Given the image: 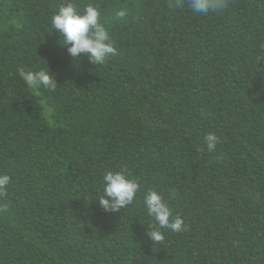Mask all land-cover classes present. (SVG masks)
<instances>
[{
  "label": "trees",
  "instance_id": "1",
  "mask_svg": "<svg viewBox=\"0 0 264 264\" xmlns=\"http://www.w3.org/2000/svg\"><path fill=\"white\" fill-rule=\"evenodd\" d=\"M62 3L0 0V264H264V0L207 15L187 0H75L117 49L100 65L61 47ZM47 67L55 90L26 84ZM122 168L140 191L105 212L103 176ZM149 189L186 231L146 235Z\"/></svg>",
  "mask_w": 264,
  "mask_h": 264
},
{
  "label": "clouds",
  "instance_id": "2",
  "mask_svg": "<svg viewBox=\"0 0 264 264\" xmlns=\"http://www.w3.org/2000/svg\"><path fill=\"white\" fill-rule=\"evenodd\" d=\"M187 3L194 13L201 15L219 12L227 7V0H187ZM168 6L173 10L181 9L185 6V0H169ZM128 15V9L122 8L115 13L114 19L123 20ZM51 27L62 37L64 46L61 47H65L74 60L86 56L92 65H100L117 55L109 31L105 23L101 22L100 10L91 3L80 10L75 0H64L51 18ZM25 82L30 87L39 89L43 86L50 91L58 86L48 67L46 70L27 72ZM48 112L51 116V109ZM218 143L219 138L214 133L204 137L208 152H214ZM10 183L11 177L0 173V198L7 195ZM139 191V183L130 178L125 169L107 171L103 176V192L96 200L105 212L120 213L134 202ZM143 204L148 215L153 218L151 230L146 229V235L154 243L164 239L162 229L177 233L187 230L184 220L179 215L173 217L168 202L158 191L149 189L144 195ZM8 211V204L0 202V215Z\"/></svg>",
  "mask_w": 264,
  "mask_h": 264
},
{
  "label": "rangeland",
  "instance_id": "3",
  "mask_svg": "<svg viewBox=\"0 0 264 264\" xmlns=\"http://www.w3.org/2000/svg\"><path fill=\"white\" fill-rule=\"evenodd\" d=\"M45 114H46V117L49 118V112H48V110H46Z\"/></svg>",
  "mask_w": 264,
  "mask_h": 264
}]
</instances>
